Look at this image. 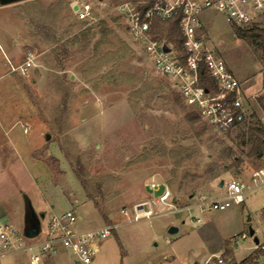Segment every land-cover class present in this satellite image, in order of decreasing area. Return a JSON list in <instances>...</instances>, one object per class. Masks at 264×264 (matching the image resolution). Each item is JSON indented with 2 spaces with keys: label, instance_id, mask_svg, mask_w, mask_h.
Returning a JSON list of instances; mask_svg holds the SVG:
<instances>
[{
  "label": "rangeland",
  "instance_id": "obj_1",
  "mask_svg": "<svg viewBox=\"0 0 264 264\" xmlns=\"http://www.w3.org/2000/svg\"><path fill=\"white\" fill-rule=\"evenodd\" d=\"M76 1L83 0L0 2V194L10 210L3 220L21 231L37 228L31 203L39 218L47 212L40 218L44 229L48 217L69 210L77 216L71 230L114 225L99 241L94 264H228L223 240L238 261L253 252L248 247L257 245L255 238L263 248L264 186L227 210L193 206L199 195H224L221 179L227 183L264 165V156H250L247 134L261 113L264 53L238 38L224 14L203 15L208 45L240 79L255 111L221 133L156 72L124 20L107 13L113 0H102V26L78 20ZM256 24L264 28V15ZM30 54L36 66L24 76L17 66ZM152 178L168 184L183 209L134 221L132 207L151 195ZM171 222L180 231L170 234ZM30 254L17 259L30 264Z\"/></svg>",
  "mask_w": 264,
  "mask_h": 264
},
{
  "label": "built area",
  "instance_id": "obj_2",
  "mask_svg": "<svg viewBox=\"0 0 264 264\" xmlns=\"http://www.w3.org/2000/svg\"><path fill=\"white\" fill-rule=\"evenodd\" d=\"M105 4L102 0L97 4L90 0L76 1L78 20L90 26L97 24L105 18ZM209 10L224 14L233 27H249L264 15V0H118L107 13L124 20L128 32L142 47L156 72L172 81L185 104L216 130L226 133L251 119L255 111L245 98L240 79L225 59L208 45L202 16ZM177 16H180V49L166 35L157 33L159 22H168ZM34 65L35 57L30 54L18 69L28 76ZM201 70L214 81L215 89H208L202 82ZM260 107L258 122L264 129V108ZM224 186V195L216 198L199 195L193 207L222 211L245 203L249 190L264 186V165L254 169L250 179L231 178ZM147 187L151 195L132 207L134 221L150 220L183 209L178 207L171 187L165 182L152 178ZM122 212L126 215L128 211L123 209ZM75 221L77 216L73 210L53 216L48 224V238L34 242V238L27 240L24 232L13 223L0 220V264H4L10 255L26 251L31 253L30 264H41L43 256L55 252L59 246L81 264H90L99 252L98 242L110 236L115 226L74 231L69 225ZM196 221L201 222V218ZM233 238V242H238L239 234ZM241 238H246V234L243 233ZM217 260L224 263L220 256Z\"/></svg>",
  "mask_w": 264,
  "mask_h": 264
},
{
  "label": "trees",
  "instance_id": "obj_3",
  "mask_svg": "<svg viewBox=\"0 0 264 264\" xmlns=\"http://www.w3.org/2000/svg\"><path fill=\"white\" fill-rule=\"evenodd\" d=\"M118 0H113L115 3ZM179 20L180 16L175 17L168 22H159L157 26V33L161 36L166 35L168 39L173 42L177 48H181V35L179 30ZM105 25L104 19L99 21L97 26ZM236 36L246 42L254 45L256 48L264 53V28L260 27L258 24L251 25L249 27H233ZM202 82L207 86L208 89H215L216 86L214 81L207 76L205 70L200 71ZM264 87V86H263ZM264 89V88H263ZM259 104L264 108V94L258 97ZM254 116V115H253ZM248 139L252 143V148L250 151V156H255L262 158L264 156V129L259 125L258 120L256 122L252 121L248 126ZM230 253V248L228 243H226V249L224 254L228 255ZM264 254V247L261 245L257 247L249 256L242 259L241 261H230L228 264H257L261 255Z\"/></svg>",
  "mask_w": 264,
  "mask_h": 264
},
{
  "label": "crops",
  "instance_id": "obj_4",
  "mask_svg": "<svg viewBox=\"0 0 264 264\" xmlns=\"http://www.w3.org/2000/svg\"><path fill=\"white\" fill-rule=\"evenodd\" d=\"M76 3V2H75ZM75 3H73L72 4V9H73V12H74V14L76 15V13H75V10H74V7L76 6L75 5ZM209 11H207V12H205L203 15H205L206 13H208ZM76 17H77V15H76ZM203 17V16H202ZM203 21H204V19H203ZM204 24H205V22H204ZM2 33L0 32V40L1 39H5V36L4 35H1ZM24 62H22V63H20V64H18L19 66L20 65H22ZM19 66H17V67H19ZM36 66V63H35V65L33 66V67H35ZM33 67H31V69L33 68ZM25 132V131H24ZM28 132V131H27ZM252 172V171H251ZM251 172H248L247 173V175L244 177V176H237L236 178H248L249 176H250V174H251ZM9 207L6 205V202H5V198H3L2 196H1V194H0V220H3V218L5 217V216H7L8 215V213H9ZM40 211H43V209H41ZM43 214H44V219H47V212H42ZM55 215H57V216H59L58 214H53V216H55ZM53 216H51L50 218L48 217V224H49V222H50V220L52 219V217ZM3 221H5V220H3ZM172 225H177L176 223H173V222H171L170 224H169V226L168 227H170V226H172ZM179 227V230L178 231H180V226H178ZM91 229H95V228H88V229H86V230H81V231H87V230H91ZM49 229L47 228V229H44L43 227H42V238H41V241H44V240H46L47 238H48V234H49V231H48ZM37 238V237H36ZM36 238H34L33 239V241L34 242H38V241H40V239L38 240V239H36ZM224 241V249H223V254H224V252H225V249H226V243H228V246H229V248H230V253L228 254L229 255V257H228V259H229V261H232V260H234V261H237V262H239L238 260H236L235 259V257H234V254H233V247H232V244L230 243V241H226V240H223ZM232 242V241H231ZM235 243H238V242H235ZM260 243V242H259ZM257 245H259V244H257ZM257 245L254 247V248H251V247H248V250H253V251H255L256 249H257ZM98 247H99V252L95 255V257H94V259H93V261H92V263L91 264H94V261H95V259H96V257H97V255L101 252V250H100V245H99V242H98ZM25 252H22V253H15V254H12V255H10L9 257H7L6 259H5V261H4V264H22V262H19L18 261V257L20 256V255H22V254H24ZM251 254V253H250ZM241 261V260H240ZM258 262H259V260H258ZM258 262H257V264H258ZM209 262H208V260H207V262H206V264H208ZM41 264H81L79 261H77V259L74 257V255H72L70 252H68L66 249H64V248H62L61 246H59L57 249H56V251L55 252H52V253H49V254H46V255H44L43 256V260H42V262H41Z\"/></svg>",
  "mask_w": 264,
  "mask_h": 264
},
{
  "label": "water",
  "instance_id": "obj_5",
  "mask_svg": "<svg viewBox=\"0 0 264 264\" xmlns=\"http://www.w3.org/2000/svg\"><path fill=\"white\" fill-rule=\"evenodd\" d=\"M14 1H18V0H0L1 4H7V3L14 2ZM74 10H75V11L77 10V6L74 7ZM165 50L168 51L169 49H168L167 47H165ZM46 138L49 139V138H50V135H47ZM224 182H225V180H224V179H221V180H220V183H219V186H220V187H223ZM25 201L28 202L27 199H26ZM26 204H28V203H26ZM31 205H32V204L30 203V204H29V206H30L29 209H30V212H31V215H30V216L37 220V225H38V227H37V228H29V227H25V229H24L23 232H24V235H25L27 238H35V237L38 236V234L42 231V225H41L42 222H41V219H40V218H44V214H43V213H41L40 218H39V214H38L37 211L34 209L33 205H32V206H31ZM27 207H28V206H27ZM30 216H28V218H29ZM178 230H179V227H178V226L172 225V226L169 227L168 232H169L170 234H175V233L178 232ZM254 233H255L254 230L251 229V230H250V235L253 236ZM254 241H255L256 244H259V239H258V238H255Z\"/></svg>",
  "mask_w": 264,
  "mask_h": 264
}]
</instances>
